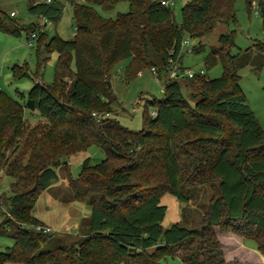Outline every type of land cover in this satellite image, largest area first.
Listing matches in <instances>:
<instances>
[{
    "label": "trees",
    "instance_id": "trees-1",
    "mask_svg": "<svg viewBox=\"0 0 264 264\" xmlns=\"http://www.w3.org/2000/svg\"><path fill=\"white\" fill-rule=\"evenodd\" d=\"M117 1L33 0L27 8L30 16L55 25L70 4L75 34L65 40L44 30L34 38L37 69L56 53L52 82L34 81L21 102L0 89V171L13 179L0 221L12 245L0 251V264H167L168 256L180 264H230L213 227L252 240L264 257V133L238 75L244 66L261 69L264 41L254 44L252 57L250 48L231 54L234 32L221 33L219 47L203 61L206 71L220 61V77L209 79L203 70L170 78V66L181 63L184 37L198 40L191 51H201L199 40L216 24L235 22V0H188L178 24L170 4H161L169 0H124L126 12L113 19L95 9L111 10ZM244 1L247 10L255 2L264 31V0ZM13 17L0 12V30L19 35L22 27ZM123 58H130L126 77L153 68L163 78V97L145 100L155 115L144 109L139 130L113 118L109 80ZM11 71L28 75L16 65ZM24 110L44 121L30 125ZM91 145L102 148L104 158L92 164L87 157L78 175L68 176L72 199L86 203L90 215L81 222L84 232L65 244L51 238L32 208L58 179L60 160ZM202 184L212 192L197 227L175 222L164 228L162 196L187 203L190 189Z\"/></svg>",
    "mask_w": 264,
    "mask_h": 264
},
{
    "label": "rangeland",
    "instance_id": "rangeland-1",
    "mask_svg": "<svg viewBox=\"0 0 264 264\" xmlns=\"http://www.w3.org/2000/svg\"><path fill=\"white\" fill-rule=\"evenodd\" d=\"M188 0H169L173 19L176 24L180 22V8ZM33 0H0V12L7 15L14 14L20 28L19 35H12L0 30V89L12 99L21 102L28 89L34 81L43 84L52 82L56 53L51 52L42 68L37 69L34 47L36 40L30 38L31 25L37 27L41 22L40 18L30 16L27 12L29 4ZM82 3V0H76ZM96 11L106 18H115L117 13L126 12L127 2L119 0L114 7L108 11H102L95 6ZM73 8L65 3L62 14L55 25L48 23L45 30L47 36L58 35L60 38L72 39L75 34L74 22L72 19ZM235 22L228 24H216L211 34L202 38L203 49L197 53L187 52L186 47L181 48V66L189 71L205 70L204 57L210 48H217L218 36L227 31H233V44L230 53L235 54L250 48L247 52L250 57L257 53L255 43L264 41L262 20L258 15L255 2L246 9L244 0L234 2ZM47 23V22H46ZM187 37H184V39ZM189 45L198 43L196 39H189ZM28 42H30L28 44ZM130 58L121 59L114 66L110 76V86L115 100L111 104L113 118L122 126L130 130H139L142 127V111L146 109L149 115L152 106L146 105V99H161L163 97V78L159 80L149 68H142L136 75L126 77V69ZM25 68L27 76L16 77L12 75L13 66ZM172 64L170 68L174 67ZM70 68L74 70V61H71ZM222 66L218 61L212 68L206 71L209 79L220 77ZM239 86L248 105L255 113L256 119L264 133V64L257 72L244 66L238 70ZM189 90V89H188ZM190 90H195L194 87ZM188 92V91H186ZM138 101V102H137ZM23 118L30 124L41 123L44 119L36 112L24 110ZM105 156L102 148L95 145L87 147L84 151L71 155L68 159H61L58 167L54 168L58 179L47 189L42 191L32 208V216L44 224L45 231L49 232L52 239H61L65 244L76 240L83 232L81 222L90 215V207L81 201L72 199V191L68 186V176L75 178L80 170L83 159L89 158L92 164L100 162ZM66 163V165H64ZM12 177L0 171V221L6 212L5 200L10 196V184ZM212 188L210 184L194 186L190 189L191 198L187 203L177 201L172 195L162 196L161 204L167 208L162 226L164 228L175 222H179L185 228L197 227L200 217L209 201ZM173 200L175 206L173 205ZM179 212V213H178ZM40 229V227H37ZM42 229V228H41ZM253 244L254 242L248 240ZM12 245V240L6 233L0 232V251H4ZM167 264H180L177 257L168 256ZM5 264H20L6 262Z\"/></svg>",
    "mask_w": 264,
    "mask_h": 264
},
{
    "label": "crops",
    "instance_id": "crops-1",
    "mask_svg": "<svg viewBox=\"0 0 264 264\" xmlns=\"http://www.w3.org/2000/svg\"><path fill=\"white\" fill-rule=\"evenodd\" d=\"M172 201L175 206L174 201H177L173 199ZM213 230L221 245L222 254L226 262L230 264H264V257L258 252L254 243L251 244L247 242L248 240L231 232L220 233L217 227H213Z\"/></svg>",
    "mask_w": 264,
    "mask_h": 264
},
{
    "label": "built area",
    "instance_id": "built-area-1",
    "mask_svg": "<svg viewBox=\"0 0 264 264\" xmlns=\"http://www.w3.org/2000/svg\"><path fill=\"white\" fill-rule=\"evenodd\" d=\"M167 3H169V1H161V4H164V5H166ZM13 13H10V15H12ZM40 20H41V22H39L38 24H37V30L35 31V32H33V33H31L30 34V38L31 39H34L35 37H36V35L38 34V32H41V31H44V30H46L47 29V24L48 23H50V22H48L47 20H45V19H43V18H40ZM47 22V23H46ZM30 42H28V44H29ZM181 46L183 47V46H185L186 47V51L187 52H191V46L189 45V40H188V38H185V39H183L182 40V42H181ZM151 72L153 73V74H155V70L152 68L151 69ZM196 73H198V74H203V70H199V71H196V72H194V71H189V70H187V69H182V70H180V69H178L177 67H176V64H175V66L174 67H172L170 70H169V77L170 78H178V77H188V78H191V77H193ZM138 102V101H137ZM152 116L153 115H155V111H151V113H150ZM108 114H104V115H102V114H96L95 116L97 117V118H100V117H102V116H107Z\"/></svg>",
    "mask_w": 264,
    "mask_h": 264
}]
</instances>
